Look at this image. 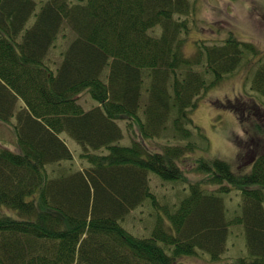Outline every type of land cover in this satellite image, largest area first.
<instances>
[{
  "label": "trees",
  "instance_id": "obj_1",
  "mask_svg": "<svg viewBox=\"0 0 264 264\" xmlns=\"http://www.w3.org/2000/svg\"><path fill=\"white\" fill-rule=\"evenodd\" d=\"M39 1L36 11L35 0H0V120L15 118V150L0 145V264H185L202 252L220 262L233 226L246 253L222 264H264V61L254 45L197 37L195 0ZM66 27L73 35L50 61ZM242 64L255 95L225 101L249 124L235 168L194 157L191 111ZM83 92L93 106L78 101ZM151 173L188 193L135 234L122 222L155 203Z\"/></svg>",
  "mask_w": 264,
  "mask_h": 264
},
{
  "label": "rangeland",
  "instance_id": "obj_2",
  "mask_svg": "<svg viewBox=\"0 0 264 264\" xmlns=\"http://www.w3.org/2000/svg\"><path fill=\"white\" fill-rule=\"evenodd\" d=\"M35 1L37 11L41 2ZM195 4L197 23L194 27V34L197 37L201 33V38H206L207 43H219V40L232 34L236 38L252 43L257 50L259 60L254 56L246 55L245 57L254 58L258 62L264 61V0H195ZM33 19L34 14L29 18L28 25L33 22ZM64 32L65 35H59L56 45L49 50L50 61L56 63L60 61V50L66 47L69 38L73 35L69 27H66ZM191 51L189 46L187 53L191 54ZM247 54L249 53L247 52ZM244 62H247V59H244ZM207 77H210V74ZM251 78L252 72L249 64L240 65L237 70L225 76L218 84L205 92L193 108L191 117L194 126L190 139L195 143L194 157L198 155L210 158L218 157L226 160L235 168L237 159L236 137H244L246 133L248 134L249 124L246 122L242 126L237 115L226 106L225 101L232 100L238 94L254 96L255 93L250 88ZM257 97L259 100L258 95ZM78 101L85 108L95 104L87 92L81 93L78 96ZM11 121L7 123L0 120V145L15 150L13 131L15 118ZM67 139L75 154V163L83 166L82 162L77 160L79 146L72 138L67 137ZM126 141L127 136L125 135L121 142L126 143ZM163 142V140L159 141L161 144ZM188 176L190 179H195L199 174L189 173ZM150 183L155 194V203L146 199L141 206L136 208L137 211L127 215L122 222L124 227L133 233L145 231L147 234L152 228L147 226L153 219H157L161 206L171 204L188 193L187 183L179 180H161L154 173L150 174ZM238 199L237 195L232 194V197L227 200L228 214L237 211ZM142 227H145L144 231ZM233 228L227 239V250L220 262L212 261L206 252L187 256V259H183L181 262L185 264H222L227 260L225 257L245 254L243 228L241 226H233Z\"/></svg>",
  "mask_w": 264,
  "mask_h": 264
}]
</instances>
